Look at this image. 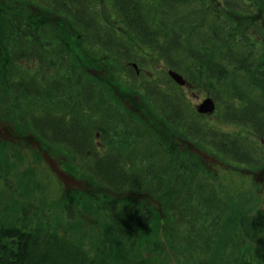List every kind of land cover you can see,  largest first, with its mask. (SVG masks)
<instances>
[{"label":"trees","instance_id":"trees-1","mask_svg":"<svg viewBox=\"0 0 264 264\" xmlns=\"http://www.w3.org/2000/svg\"><path fill=\"white\" fill-rule=\"evenodd\" d=\"M55 18L59 25L45 22ZM0 45V119L15 124L12 139L38 140L42 153L64 155L113 195L159 202L171 229L194 239L197 264H264L236 250L213 255L226 188L166 142L182 135L229 165L264 170V0H0ZM161 64L194 89L208 82L214 124ZM119 91L142 94L145 108L125 107ZM9 176L0 158V264H159L129 237L152 222L149 209L104 201L113 227L90 250L41 216ZM239 225L240 250L244 240L264 244V209Z\"/></svg>","mask_w":264,"mask_h":264},{"label":"rangeland","instance_id":"rangeland-1","mask_svg":"<svg viewBox=\"0 0 264 264\" xmlns=\"http://www.w3.org/2000/svg\"><path fill=\"white\" fill-rule=\"evenodd\" d=\"M59 20L55 18L45 22L52 26L59 25ZM255 30L256 35L259 36L258 25ZM3 56L4 52L0 45V57ZM166 68L161 64L158 70L165 71ZM147 77L150 78L148 73ZM183 92L195 111L197 105L204 99L212 97L208 82L200 89L186 88ZM117 96L123 99L125 107L130 109L131 106L132 111L145 108L141 100L143 96L140 93L139 98L133 97V99L131 95L124 96L120 91ZM204 117L212 124L216 122L215 113ZM14 132H18L15 124L0 119V158L10 165L9 179L19 187V193L31 197L28 202L35 204L37 202L40 205V215L57 226L61 233L72 234L88 249L94 250L113 227L103 202L117 203L114 204L116 207L118 205L124 207L123 204H137L149 209L152 213V222L147 227L134 229L129 233L139 253L159 264H197L199 262L198 253L190 250L187 244V241L194 239L185 234L184 230L171 229L168 217L162 211L159 202L152 198L144 199L141 196L138 199L124 194L113 195L69 167L64 155L48 152V149H44L47 152L42 153L40 147L35 144L30 145L20 139H12ZM166 142L172 145V149L193 153L188 157L194 156L201 159L207 165L208 171L213 172L212 181L226 188L223 198L228 203L229 212L223 220L215 223L218 235L212 244L213 255L219 257L236 250L252 260L264 258V244H253L244 240L243 248L241 250L238 248L242 237L240 218L264 209V170L229 165L212 151L202 146L198 147L184 139L182 135L172 133ZM187 169L184 172L186 174L190 171L189 168ZM5 186V182L0 179V194ZM16 200L17 197H15ZM23 200L22 197L18 199L19 202ZM67 207L73 210L71 217ZM10 214L14 216L16 213L12 211ZM208 222L210 223V220ZM193 245L196 252L202 253L201 243L198 245L195 242Z\"/></svg>","mask_w":264,"mask_h":264},{"label":"water","instance_id":"water-1","mask_svg":"<svg viewBox=\"0 0 264 264\" xmlns=\"http://www.w3.org/2000/svg\"><path fill=\"white\" fill-rule=\"evenodd\" d=\"M172 77L179 83L184 84L182 78L175 73H171ZM215 109L214 102L211 99L205 100L198 108L200 113H211Z\"/></svg>","mask_w":264,"mask_h":264}]
</instances>
